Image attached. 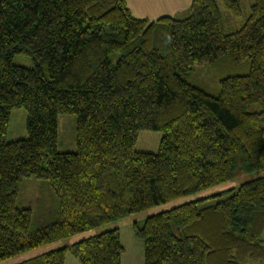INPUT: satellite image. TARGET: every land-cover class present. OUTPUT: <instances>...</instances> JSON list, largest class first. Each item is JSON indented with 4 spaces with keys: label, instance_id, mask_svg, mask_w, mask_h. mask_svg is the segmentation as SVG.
I'll list each match as a JSON object with an SVG mask.
<instances>
[{
    "label": "trees",
    "instance_id": "obj_1",
    "mask_svg": "<svg viewBox=\"0 0 264 264\" xmlns=\"http://www.w3.org/2000/svg\"><path fill=\"white\" fill-rule=\"evenodd\" d=\"M221 5L243 16L242 0H192L155 20L127 0H0V262L264 168V0L234 31ZM224 55L250 71L222 78L218 95L186 78ZM17 107L28 137L8 140ZM69 113L77 148L59 151L58 115ZM143 129L163 133L157 152L135 149ZM24 177L58 196L45 227L31 230L16 203ZM205 199L134 225L144 264L264 262V176ZM67 250L82 264H122L124 248L113 228L10 264H65Z\"/></svg>",
    "mask_w": 264,
    "mask_h": 264
},
{
    "label": "rangeland",
    "instance_id": "obj_2",
    "mask_svg": "<svg viewBox=\"0 0 264 264\" xmlns=\"http://www.w3.org/2000/svg\"><path fill=\"white\" fill-rule=\"evenodd\" d=\"M243 2V1H242ZM254 0L243 2V16L235 17L231 12L225 11L223 5L221 9L223 15L229 17L230 22L226 24V30L234 31L243 24L245 17L248 15L251 3ZM227 20V19H225ZM232 21H237V25L230 27ZM116 53H112L111 57L116 60ZM14 63L34 68L35 62L33 58L26 54H16L13 58ZM250 60L240 63H234L228 55L213 62H206L201 66L195 67L188 73L186 78L195 86L205 90L213 95H218L221 89V79L230 75L247 74L250 71ZM27 110L25 107L13 108L10 112V121L7 131L8 140H17L28 137L27 127ZM76 126L77 117L74 113L58 115L57 128V150L59 151H75L76 146ZM163 133L159 130L143 129L138 133L135 142V149L139 151L157 152L159 150ZM264 176V168L254 172L238 176L232 180L214 185L188 196H184L172 201L164 202L150 208H146L140 212L132 214L120 220L108 222L96 228L79 232L75 235L58 240L52 244L26 250L14 257L8 258L0 264H10L18 262L37 254L50 250L52 248H61L78 242L84 238L94 234L118 228L121 236V243L124 248L122 252V264H144L145 262V243L144 239L134 234L133 227L137 224L142 227L148 216L169 210L183 203L206 198L204 202L214 203L223 200L237 190L239 186L247 181ZM16 203L19 207L29 208L31 210V230L45 227L58 217L59 199L45 179L35 177H24L22 179L21 188L16 196ZM264 239V234H263ZM252 264H264V262L252 261ZM65 264H82L71 250L66 251Z\"/></svg>",
    "mask_w": 264,
    "mask_h": 264
},
{
    "label": "crops",
    "instance_id": "obj_3",
    "mask_svg": "<svg viewBox=\"0 0 264 264\" xmlns=\"http://www.w3.org/2000/svg\"><path fill=\"white\" fill-rule=\"evenodd\" d=\"M244 3L247 0H242ZM128 6L135 17L155 20L163 16H175L185 11L192 0H127ZM237 25L232 21L230 27Z\"/></svg>",
    "mask_w": 264,
    "mask_h": 264
}]
</instances>
